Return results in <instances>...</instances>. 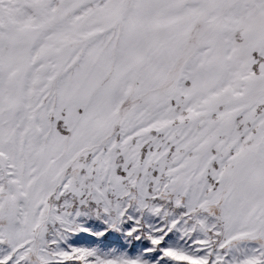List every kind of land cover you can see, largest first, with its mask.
<instances>
[{
    "label": "snow or ice",
    "instance_id": "6c2138e0",
    "mask_svg": "<svg viewBox=\"0 0 264 264\" xmlns=\"http://www.w3.org/2000/svg\"><path fill=\"white\" fill-rule=\"evenodd\" d=\"M0 264H264V0H0Z\"/></svg>",
    "mask_w": 264,
    "mask_h": 264
}]
</instances>
